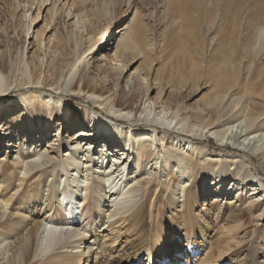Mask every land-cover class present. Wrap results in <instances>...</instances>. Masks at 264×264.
I'll return each mask as SVG.
<instances>
[{"label": "bare ground", "instance_id": "1", "mask_svg": "<svg viewBox=\"0 0 264 264\" xmlns=\"http://www.w3.org/2000/svg\"><path fill=\"white\" fill-rule=\"evenodd\" d=\"M48 1L30 0L26 4L32 9L36 2L38 11H41L43 8L46 9ZM64 1L54 0L49 11L52 18L57 21L62 19V16L65 19L71 16L72 19L76 18L71 29H68L67 36L63 38L55 34L49 37L47 42L41 40L36 46L30 43L29 47L32 45L31 49H34L30 58L26 57L23 50L27 42L26 38L20 51L0 49V95L17 93L14 100L8 103V106L6 105L7 108L3 110L0 108V133L4 138L0 140V146L6 145L2 151L7 153L9 146L12 145L11 149L23 150L21 160L41 156L45 157L43 163L47 165L46 169H41L33 163L26 176L22 178L18 173L21 168L19 164L16 162L10 164L6 159L0 160V182L2 183L0 187V247L8 244L10 240L18 239L16 237L20 234L18 226L22 222L31 225V228L25 237L16 240L18 259L12 260V264H122L113 255L116 244L124 234L123 231L129 226L124 229H113V226L130 222L129 225L138 239L133 242L132 248L126 251L127 259L124 264H210L213 259L210 252L205 254L206 260L202 262L193 258L202 244L197 237L202 234L203 242L205 230H207V226H201L195 222L196 217L193 211L201 204L200 197L203 194L199 189V180L207 176L211 168L217 169L222 165V157L221 155L212 156L210 151L197 142V138L194 142L177 137L179 144L176 143L175 147L184 154L178 158L177 149L169 148L166 137L158 136V131L161 128H172L181 134L187 132L190 137L202 136L207 132L217 145L221 147L231 145L232 149H236L237 154L231 160L229 159L230 166L243 170V175L237 178L238 180H251L253 171L258 176L264 177V147L256 152L254 150L252 154L243 147L244 144L239 141V138L238 141L234 140V143L229 142L226 139L227 130L215 132L210 126L204 131L198 130L199 132L195 134V130L190 128L187 130L184 126H180L177 120H180L183 109L180 110V106L174 109L175 107L172 108L165 102L159 103L149 99L150 85L146 76L139 83L140 89L133 84L135 77L131 76L125 82L126 91H124L119 85V79L115 81L111 72H97V76L106 81L105 84L99 83L90 71V60L94 56L90 60L88 57L96 48L101 47L99 44L108 36L109 30L104 33L102 29L101 33L93 38L91 28L93 23L101 22L107 16V9L114 1L109 0L107 6L95 4L90 10L87 9L82 13L75 10V0H69V4ZM142 2L153 4L154 0H142ZM27 13L29 10L25 12ZM36 15V18L29 17L32 24L38 18V12ZM164 17L170 24L181 23L184 29L191 32H196L200 27L215 26L216 19H219V26H216L219 30L214 40H216L218 55L221 59L220 68L223 77L221 88L239 77V91L242 98L246 99L248 96V98H254V101L249 106L246 100L240 104V108L236 105V108H239L237 113H235V106H232L234 109L230 107L231 110L223 113L217 109L206 115L202 110H192L189 119H203L208 116L207 121L213 120L220 124L218 126L223 127L241 116L244 119V125L241 126V129H244L243 137L250 142H255L259 137L257 134L264 131V0H167ZM143 22L140 16H136L125 34L117 41L113 60L121 59L122 65L115 66V70L119 71L128 66L129 62L124 59L127 52H137L138 55L142 53L138 46L146 39V27ZM30 29L31 26H28L27 35ZM212 30H208V33H212ZM84 32L89 42L88 46H84ZM191 32L188 34L194 36L195 33ZM44 41L45 48L42 46ZM101 52L100 55H102ZM66 61H69L70 68L65 71L62 66ZM94 107H97L99 111H95ZM82 111L85 112L84 119H81ZM5 113L10 116L4 118ZM123 124H129V126ZM63 125L69 128L70 132L73 131L72 140L69 142L60 138ZM141 125L146 126V132L136 131L141 130L139 128ZM52 128H56L58 133L48 138L49 140L45 139L43 136L47 138L51 135ZM119 134L124 135V148L119 144ZM19 137L24 138L23 143L15 142ZM83 138L86 141L89 140L91 144L102 143L104 149L115 150L116 153L119 149L122 152L118 155L120 158L117 156L112 162L111 169L116 168L115 171L117 169H120V172L124 171L134 154H136L137 164L140 165L138 171L144 170L151 158L159 160L160 154H163L165 164L158 169L159 174L155 178L141 176L145 191L142 203L138 206L123 203V208L127 209L125 211L129 212L134 208L135 210L115 223L112 221L113 224L111 223L103 232L92 231V229L87 237L76 241H70L71 238L63 239L67 232L74 237L77 236L75 230L67 229L69 231L65 233L62 231L73 224V217L65 216L64 222L61 220L63 222L61 225L58 223L42 225L37 221L33 223V220L20 221L13 217V213L8 214L7 211L16 210L20 198L31 197L25 193L26 189L34 184L45 183L58 165L61 168L62 164L56 161L60 151L55 148V145L62 140L68 146H76ZM43 139L53 149L52 151L37 152L34 153L35 156L30 157L26 153L23 154L25 141L32 140L31 144H37ZM241 150H244V153H241ZM75 154L72 152L69 155L68 163L74 162ZM102 155V164H106L108 157ZM255 158L259 161L256 166L253 164ZM171 163L175 166L178 163V166L181 164L187 167L190 172L183 168L181 174L183 176L189 174L192 184L183 190L185 200L179 220L174 221V218H170V225L167 226L165 214L168 205L164 190L167 191L176 179V174L170 167ZM106 169H109V166ZM225 180L226 176H223V181L220 182L222 186ZM244 184L245 182L238 185L241 187ZM222 186L213 194L204 197V200L208 199V201L202 204V211L209 218L214 213L226 211L219 204L227 195L221 193ZM238 193L235 192L227 198L233 210L229 211L228 216L232 221H242L245 218L250 222L255 221L254 232L264 233V228L258 225L260 221L264 222L263 202L243 198ZM61 199L58 205L63 209L66 203L64 213L74 214L73 210L77 211L79 208V203L67 194ZM4 206L8 207L7 210ZM40 231L43 237L39 235ZM90 240V243L87 242ZM68 250L72 252L69 253Z\"/></svg>", "mask_w": 264, "mask_h": 264}, {"label": "rangeland", "instance_id": "2", "mask_svg": "<svg viewBox=\"0 0 264 264\" xmlns=\"http://www.w3.org/2000/svg\"><path fill=\"white\" fill-rule=\"evenodd\" d=\"M75 1L76 9H74L78 13H82L87 11V9L90 10L91 6L95 4L107 6L109 0ZM112 1L111 7L109 6L107 9V16L101 22L93 23L91 28L93 38H96L102 29H104V33L109 30L108 36L99 44L101 47H98L99 49L96 48L93 54L88 57L90 60L94 56L90 60V71L99 83L105 84L106 81L97 76V72H111V76H114L115 81L119 79V85L124 91H126L125 82L131 76L135 77L132 81L133 84L140 89L139 83L146 76L150 85L149 99L158 101L159 103L165 102L168 106L175 107L174 109L180 106V110L183 109L185 111L181 110L180 120H177L180 126H184L187 130H195V134L208 129L210 126L211 130L215 132L227 130L226 139L229 142L234 143L239 138V141L244 144L243 147L247 151H251L252 154L264 147V131H260L257 134L259 137L256 138L255 142H250L246 137H243L242 131L244 129H241V126L244 125V119L241 116L233 123L223 125V127L218 126L220 124L215 123L213 120L207 121L208 116H205L206 118L203 117L204 120L202 118L189 119L192 110H202L204 111L203 114L206 115L211 114V112L217 109L223 113L231 110L230 107L235 106V113H237L241 106L240 104L244 100H246L248 106L254 101V98H248V96L246 99L242 98V94L239 91V77L234 78L231 84L221 88L223 80L220 68L221 59L218 55L216 40H214L219 30L216 27L219 24V19H216L215 26L200 27L196 32H191L184 29L181 23L172 25L166 21L164 11L167 0H154L153 4L142 2V0ZM26 2H30V0H0V49L7 48L20 51L26 38L27 42L23 50L26 57L29 56L30 58L34 50L31 49L32 45L29 47L30 43L36 46L41 40L47 42L48 38H51L55 34L64 38L67 36V31L71 29L76 18L72 19L71 16L65 19L62 16V19L60 18L58 21L53 19L49 9L52 7L51 3L54 0H49L46 9L43 8L41 11H38L36 2L32 9ZM64 3L69 4V0H65ZM27 10H29L30 14H25ZM37 12L38 18L32 24L29 17L36 18ZM136 16L141 17L146 27L145 42L143 44L140 43L138 46L142 53L138 55L137 52H127L124 59H127L129 62L127 63L128 66L125 69L121 68V70L117 71L115 70V66L120 67L122 65L121 59L113 60L117 41L125 34L129 24L132 23ZM28 26H31L29 35H27ZM210 29H213L212 33H208ZM190 32L195 33L194 36H190L188 34ZM85 34L86 32H84L83 42L84 46H88L89 42ZM110 36L112 37L110 38ZM45 41L42 45L43 48H45ZM100 51H102V55H100ZM69 64V61L64 62L62 69L65 71L69 70ZM16 95L17 93L15 92L0 95L1 110L7 108L8 103L14 100ZM236 105H239V108H236ZM93 109L99 111L97 107ZM7 113H5L4 118L10 116ZM84 117L85 112L82 111L81 119H84ZM104 117L107 116L104 115ZM86 121L88 122L87 118ZM240 123L243 124L239 125ZM123 125L129 126V124ZM139 128L141 130H136L138 133L146 132V126L141 125ZM52 129L51 135L47 136V138L43 136L45 139L49 140L50 137L58 133L56 128ZM60 131L61 139L63 138L68 142L72 140L73 135L71 133L73 131L70 132L69 128L64 125ZM121 135L119 134V144L124 148V135ZM157 135H164L167 139L168 147L177 149L178 158L184 154L179 148L175 147V144L178 143L177 137L191 141L197 138V142L210 151L212 156L221 155L222 157V165L217 169L211 168L210 173L199 180V189L203 194L200 197L201 204L194 208L193 215L196 217L195 222L201 226H207V230H205L203 242L201 239L202 234L197 237L202 244L200 250L193 255V258L202 262L206 260L205 254L210 252L213 256L210 264H264V233L254 232L255 221L250 222L246 218V220L243 219L244 221H232L228 213L233 210L230 208L227 199L235 192H239L238 194H241L243 198L259 200L264 204V177L258 176L253 171L254 175L251 177V180H238L237 178L243 175V170H240L236 166H234L235 168L230 166L231 158L237 154L236 149H232L231 145H227L226 147L217 145L216 141L210 137V133L206 132L202 136L190 137L187 132L181 134L177 130L175 132L172 128H161ZM1 139L4 138L0 133ZM45 139L37 144H31L30 141L32 140L25 141L26 146L23 154L26 153L30 157L37 152L52 151L53 149L48 146ZM15 142L19 144L23 143L24 138L19 137ZM78 142L77 147L75 145L68 146L62 140L58 142V145H55V148H58L60 151L57 155L58 158L56 156L55 158L56 161H59V164H62L61 168L58 165L54 172L52 171L51 176L46 179L45 183L34 184L26 189L25 193H28L31 197L20 198L17 202L16 210L7 211L8 214L13 213V217L20 221L33 220V223L37 221L42 225L56 223L61 225L64 222L65 216L73 217V224L67 226L62 231L65 233L69 230H75L77 236L74 237L67 232L63 236V239L71 238L70 241H76L87 237V234L92 229V231L103 232L111 225L112 221L115 223L123 216L133 212L135 208L127 212L125 211L127 209H124L122 204L140 205L145 192L142 187L144 180H142L143 177L141 178V176L145 175V178H155L159 174L158 169L164 167L163 165L165 164L163 154H160L159 160L158 158H151L150 162L146 163L145 169L138 171L140 165L137 164L136 154H134L128 162V171L127 168L122 172H120V169L115 171L116 168L111 169V167L116 157L122 154L119 149H117L118 153H116L115 150L104 149L102 143L91 144L85 138ZM3 147H6V145L0 146V160L6 159L10 164H15V162L19 164L21 168L18 173L22 178L26 176L33 163L37 164L41 169H46L47 167L43 163L45 157L34 155L35 158L32 159L30 157L23 161V159L21 160V157H23L21 151L23 150L11 149V145L6 153L2 151ZM72 152L76 154L74 162L70 164L67 162V159ZM240 152L244 153V150ZM101 154L107 155L106 164H102ZM118 157L120 158V156ZM258 162L255 158L253 164L256 166ZM176 165L171 163L170 166L171 170L176 174V179H174L167 191L164 190L165 200L168 205L165 214L167 226L170 225V218H174V221L179 220L185 200L183 190L189 188L192 184L189 174H185V176L181 174L183 168H186L189 172L190 170L181 164L178 166L177 163ZM108 166L110 171L106 169ZM223 176H226V180L222 186L220 182L223 181ZM238 182H245V184L240 187ZM235 183L237 184L234 185ZM1 185L2 183L0 182V187ZM221 186V193L227 195L225 200L219 204L226 211L214 213V216L211 215L209 218L202 211V204L208 201V199L204 200V197L213 194ZM65 194L79 203L77 211L76 209H74L76 212L73 210L74 214L69 215L68 212L64 213L66 203H64L63 209L58 205L59 200L63 199ZM4 207L7 210L8 207ZM20 223L18 226L20 234L16 236L18 239L25 237L31 228L29 224ZM129 224L130 222L124 225L115 224L113 226V229H124L126 226H129L127 230L125 228V231H123L124 234H122L119 243L116 244L113 255L122 264L127 259L126 251L132 248L133 242L138 239ZM258 225L264 228V222L260 221ZM39 235L43 237L42 231L39 232ZM18 239L10 240L8 244L6 243L3 247H0V264H12V260L18 259V246L15 244ZM87 242L90 243L91 240ZM68 252L72 251L68 250Z\"/></svg>", "mask_w": 264, "mask_h": 264}]
</instances>
